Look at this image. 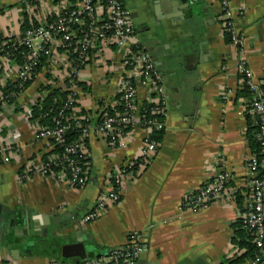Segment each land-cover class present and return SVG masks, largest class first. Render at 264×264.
Segmentation results:
<instances>
[{"label":"crops","instance_id":"obj_1","mask_svg":"<svg viewBox=\"0 0 264 264\" xmlns=\"http://www.w3.org/2000/svg\"><path fill=\"white\" fill-rule=\"evenodd\" d=\"M74 1L0 0V37H15L42 19L52 20ZM122 1L167 90L166 127L153 135L159 149L146 162L141 160L146 138L141 127L129 131L116 149L90 134L91 169L83 189L74 190L39 176L20 182L18 173L30 163L45 159L51 150L46 142L34 137L36 122L25 115L35 101L53 91L65 98L62 85L67 84L71 72L68 58H44L39 75L0 112V146L13 138L17 149L0 165V217L14 219L19 229L17 235L10 230L17 244L0 246V253L16 264L66 263L67 259L60 257L59 245L71 239L58 237L59 243H48L43 251L22 249L29 237L40 236L43 228L53 240L52 231L63 226L71 236L79 231L85 242L101 250L88 257L110 253L137 232L143 252L136 264H231L245 252L235 242L245 198L239 204L227 192L199 211H182L180 204L185 195L195 192L222 169L233 174L232 186L246 191L245 162L252 155L247 135L249 99L238 94L241 81L237 66L244 62L257 83L264 86V0H229L234 30L243 38L242 46L225 41L216 18L217 0H187L189 6L177 0ZM124 56V49L115 45L99 47L78 82L76 114L89 116L93 124L97 122L116 97ZM18 66L16 59L0 56V96ZM144 94L145 90L139 89L140 99ZM125 160L136 161L138 166L135 178L125 184L122 200L98 219L79 227L80 218L95 204L104 175ZM43 217L56 218L59 224L45 222ZM24 227L32 235H26ZM12 249H20V253L13 254Z\"/></svg>","mask_w":264,"mask_h":264},{"label":"built area","instance_id":"obj_2","mask_svg":"<svg viewBox=\"0 0 264 264\" xmlns=\"http://www.w3.org/2000/svg\"><path fill=\"white\" fill-rule=\"evenodd\" d=\"M217 2V20L223 29L231 27V44L242 46L243 38L234 30L229 0ZM103 44H112L124 49L125 56L116 97L107 108L112 109L114 113L109 114L105 109L100 120L93 124L89 117L76 114L74 108L79 91L78 82L84 76L83 70L99 53V47ZM18 49H21L19 55L22 62L19 63L11 84L19 88L39 75L44 58L50 61L68 58L72 61L67 84L62 85L66 93L65 98H53V107L49 112L55 108L56 114L52 117V124L42 125L37 121L34 126V137L46 142L51 149L50 153L45 159L24 167L17 175L20 182L39 176L51 178L59 185L74 190L83 189L89 180L91 168L90 162L82 163L80 160L81 157L85 160L88 155L82 141L90 134L103 139L109 148L116 149L121 147L123 137L129 131L134 127H141L146 132L141 148V160L146 162L157 153L159 142L151 134L153 131H163L166 127L168 94L162 74L137 37L131 13L121 0H75L73 4L64 6L52 20L42 19L15 37H0V56L8 57ZM60 51L61 54H58ZM237 69L245 75L252 92L250 112L255 118V125L258 126L256 137L264 151V89L244 62L239 63ZM139 89L145 90L142 99L139 97ZM14 97L15 94L0 96V112L11 103L9 99ZM45 97L46 95L35 101L32 107L41 106ZM150 104L149 113L155 115L154 118L147 117L146 105ZM119 106L121 111L116 109ZM32 110L27 111V120L31 119ZM49 112L42 113L39 119L48 117ZM73 128L80 129L81 139L66 144L65 137ZM59 149L63 151L62 154L53 152ZM16 152L13 138L7 144L1 145L0 165L9 155ZM135 164L136 161L133 160L122 161L104 175L95 204L80 218L77 223L79 227L83 228L98 219L109 207L122 200L125 184L135 178ZM245 168L248 172L246 191L243 192L245 211L240 219L243 227L251 232L258 255L244 264H264V157L258 159L251 155L245 162ZM233 182L232 173L226 169L217 171L199 189L185 195L180 209H206L227 192L230 198L235 199L241 188L232 186ZM142 252L140 234L133 232L124 245L114 248L106 255L88 257L77 263L53 264H136ZM0 264L16 263L5 260L0 253Z\"/></svg>","mask_w":264,"mask_h":264},{"label":"trees","instance_id":"obj_3","mask_svg":"<svg viewBox=\"0 0 264 264\" xmlns=\"http://www.w3.org/2000/svg\"><path fill=\"white\" fill-rule=\"evenodd\" d=\"M122 3H123V1H122ZM28 28L29 27H27L26 29H28ZM231 33H232V31H231V27L230 26L223 29V35H224L225 41L227 43H231ZM19 51H21V49L14 50L8 57L16 59L19 63H21L22 60H21V56L19 55ZM39 70H40V68H39ZM239 75H240L241 83H240V86H239V89H238L239 90L238 94L249 99L248 100L249 101L248 102V107H247V114H248L247 115V118H248L247 135H248L249 146H250V149L252 151V155L256 156L258 159H261V158L264 157V151H263L261 142L256 137V135L258 133V126L255 125V118H254L253 114L250 112V109H251V107H250V99H251V96H252V92H251V90H250V88H249V86L247 84V79H246L245 75L241 74V73H239ZM31 82L32 81H27L23 85V87H20V88L19 87H15L13 84L7 85V86H5L3 88L4 95H13V94H15V97L17 98L21 94V92L27 86H29V84ZM260 87L262 89H264V86L260 85ZM57 96H58L57 92L53 91V93H50V94H48L45 97V99L42 101V105L41 106H39V105L34 106L31 120L34 121V122L38 121L39 124H42V125H51L52 124V117L56 114V112L54 110L55 108L52 110V112H49V111H50V108L53 107L52 106L53 105V98H55ZM15 97L13 99L12 98L9 99L11 103L16 100ZM146 106H147V109H148L147 117L148 118L156 117L155 115H151L149 113V109L151 108V104L150 105H146ZM116 109L121 111V107L120 106L117 107ZM44 112H49V116L46 117L45 119H39L41 114L44 113ZM106 112L109 113V114H113L114 113V111L112 109H106ZM101 116L102 115H100V117ZM85 117H89V116L85 115ZM100 117L98 118L97 122L100 120ZM91 123H93V120H91ZM158 132L159 131H153V133L151 134L154 139H157V137H154L153 135H157ZM81 136H82V134H81L80 129L73 128L66 135L65 143L66 144H70V143H72L74 141H78V140L81 139ZM82 143L84 145V148H86V150H87V154L89 155V152H88V137L84 138ZM53 152L62 154L63 151L61 149H59V150H53ZM88 155L87 156L85 155L87 157L85 160H83V158L81 157L80 160H81L82 163L90 162V158H89ZM137 166H138V164L136 163L135 164V169H136ZM22 171L23 170H21V172ZM89 174H90V172H89ZM243 192H244V190L242 189V192L238 193L236 198H235V199L239 200V202H240L239 204H241V202H243V200L245 198ZM237 227H238V229L236 231L235 240H236V238H238V240H236L235 242L240 247L244 248L245 252L241 256L236 258L235 260L231 261V264H243V262L245 260L255 258L258 255V249H256V247L254 245L253 236H252L250 231L246 230L243 227L241 219L239 220V223H238ZM60 257H62V256L60 255Z\"/></svg>","mask_w":264,"mask_h":264},{"label":"water","instance_id":"obj_4","mask_svg":"<svg viewBox=\"0 0 264 264\" xmlns=\"http://www.w3.org/2000/svg\"><path fill=\"white\" fill-rule=\"evenodd\" d=\"M181 3L187 4V0H177ZM189 6V5H188ZM43 220L45 222H48V220H52L55 223L59 224V220L56 218L51 217H43ZM14 219H10L8 221H5L4 218L0 217V246H3L4 248H10V246H14L17 244V241L13 240L10 235V230H14V235H17V227L14 226ZM24 232L28 236L32 235V232H29V229L24 227ZM75 232L73 236H71V233L69 231H63V226H59L58 228H55L51 234H54V241L59 243L58 237H61L65 240H70V242L60 244L59 245V251L62 257L67 259L68 263H77L83 260H86L88 258L89 254L92 253H100L101 250L93 243L85 242L84 237L82 235H79V231H73ZM42 237L46 238L49 235V232L47 229H42ZM74 237V238H72ZM30 245L38 246V240L36 237L30 238L25 242L24 251L31 252ZM29 249V250H28ZM12 253H20V249H12Z\"/></svg>","mask_w":264,"mask_h":264},{"label":"rangeland","instance_id":"obj_5","mask_svg":"<svg viewBox=\"0 0 264 264\" xmlns=\"http://www.w3.org/2000/svg\"><path fill=\"white\" fill-rule=\"evenodd\" d=\"M51 242V243H50ZM52 242H55L54 240H52V239H50L49 237H47V239L46 240H43V242L41 241V240H38V246H35L34 247V251L36 250H42L43 251V249L45 250V249H47V246H45L46 244H52ZM41 245V246H40ZM32 250V251H33Z\"/></svg>","mask_w":264,"mask_h":264},{"label":"flooded vegetation","instance_id":"obj_6","mask_svg":"<svg viewBox=\"0 0 264 264\" xmlns=\"http://www.w3.org/2000/svg\"><path fill=\"white\" fill-rule=\"evenodd\" d=\"M39 235H40V236L37 235V236H34V237H36L37 240H41V241H43L45 238H44V237H41V236H43L42 234H39ZM34 237H32V238H34ZM43 238H44V239H43ZM45 240H46V239H45ZM34 247H35L34 245H32V246L30 245V248H29V249H31V251H32V250L34 249ZM29 249H28V250H29Z\"/></svg>","mask_w":264,"mask_h":264}]
</instances>
